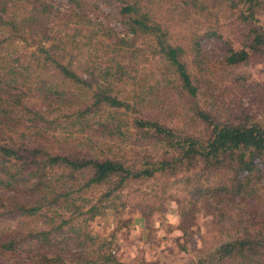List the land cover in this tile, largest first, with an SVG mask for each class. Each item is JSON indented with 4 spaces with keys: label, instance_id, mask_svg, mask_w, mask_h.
<instances>
[{
    "label": "trees",
    "instance_id": "trees-1",
    "mask_svg": "<svg viewBox=\"0 0 264 264\" xmlns=\"http://www.w3.org/2000/svg\"><path fill=\"white\" fill-rule=\"evenodd\" d=\"M110 1L124 32L101 20L103 0H0V264H126L117 232L157 210L124 190L157 176L189 186L182 231L203 209L220 236L181 264H264V126L238 99L197 96L264 55V0H223L245 35L217 61L204 1ZM169 10L177 24L156 16ZM228 163L240 176L226 182Z\"/></svg>",
    "mask_w": 264,
    "mask_h": 264
},
{
    "label": "rangeland",
    "instance_id": "rangeland-1",
    "mask_svg": "<svg viewBox=\"0 0 264 264\" xmlns=\"http://www.w3.org/2000/svg\"><path fill=\"white\" fill-rule=\"evenodd\" d=\"M158 1L160 0L155 2V8L159 6ZM163 1L170 4L171 9L173 1ZM202 1L206 3V10L203 15L209 17L210 24L214 26L212 27L213 31L218 34L204 40L205 49L209 58L217 61V59H223L227 56L230 48L238 49L241 47L245 35V24L238 19L234 11L229 9V5L225 1ZM117 6L118 3L116 2L103 0L100 4V12L102 13L100 18L110 26H114L118 32H124V28L119 22ZM168 7L167 5L164 11ZM155 13L157 17H160V20L167 22V24H177L179 19L176 12L170 10L164 12L165 14L162 13L163 18H161L162 15L159 11H155ZM204 16L201 17L204 18ZM203 21L202 19L201 22ZM182 23L185 27V23L188 21ZM176 29L179 30L181 27H176ZM139 65L151 69L155 68L156 64L152 60L150 63L142 62ZM187 67L192 69L189 62ZM230 70L231 72L226 74L224 72L219 75L216 73L212 84L203 83L204 87L197 95L199 103L205 104V98L209 94L213 95L210 100L213 104L220 101L219 97L233 101L238 99L237 102L247 108L251 117L264 126V55L253 57L247 63L238 64ZM235 77H239L240 80H235ZM181 106L183 105H180V109ZM232 165V163H228L222 168L218 176L219 179L227 182L229 179L240 176V174L233 172ZM258 186H260L258 194L264 197V173L259 174ZM128 189H139L138 197H142H137L135 201H142V204L146 205L148 209L151 207L157 211L139 218L135 210L132 227L127 225L117 232L116 240L119 242V245H116L117 255L126 264H181L196 257L200 249L219 242L220 236L216 237L218 235L217 226L211 221L208 210L200 209L183 231L181 225L178 224L175 199L184 197L189 189L184 178L176 181L172 177L165 179L163 176H157L150 178L141 185L128 182L124 192ZM89 196L92 197L91 200L96 201L97 196L95 194ZM96 223V229L103 230L104 233H110L115 226L111 216L105 215L101 216ZM10 224L14 227L17 225V221L11 220ZM184 231L186 234L182 236ZM179 243L185 244L186 249L178 248ZM73 246H76L75 243H70V247Z\"/></svg>",
    "mask_w": 264,
    "mask_h": 264
}]
</instances>
